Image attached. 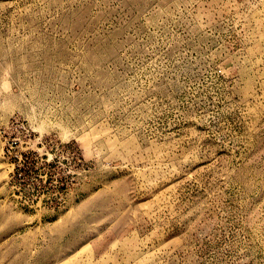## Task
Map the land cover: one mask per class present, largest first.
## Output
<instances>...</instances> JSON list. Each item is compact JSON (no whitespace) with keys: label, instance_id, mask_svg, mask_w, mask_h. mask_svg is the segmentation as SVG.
<instances>
[{"label":"rangeland","instance_id":"rangeland-1","mask_svg":"<svg viewBox=\"0 0 264 264\" xmlns=\"http://www.w3.org/2000/svg\"><path fill=\"white\" fill-rule=\"evenodd\" d=\"M0 264H264V0H0Z\"/></svg>","mask_w":264,"mask_h":264},{"label":"built area","instance_id":"built-area-1","mask_svg":"<svg viewBox=\"0 0 264 264\" xmlns=\"http://www.w3.org/2000/svg\"><path fill=\"white\" fill-rule=\"evenodd\" d=\"M28 131V130H27Z\"/></svg>","mask_w":264,"mask_h":264}]
</instances>
